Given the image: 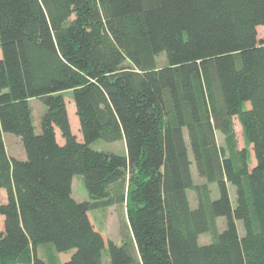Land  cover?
<instances>
[{"label": "trees", "instance_id": "1", "mask_svg": "<svg viewBox=\"0 0 264 264\" xmlns=\"http://www.w3.org/2000/svg\"><path fill=\"white\" fill-rule=\"evenodd\" d=\"M259 27L264 0H0V264H104L90 212L123 203L129 231L108 240L109 264H264ZM35 98L47 108L40 133ZM7 133L25 158L10 156ZM98 140L124 141L126 153L95 150ZM76 175L93 202L73 197Z\"/></svg>", "mask_w": 264, "mask_h": 264}, {"label": "rangeland", "instance_id": "2", "mask_svg": "<svg viewBox=\"0 0 264 264\" xmlns=\"http://www.w3.org/2000/svg\"><path fill=\"white\" fill-rule=\"evenodd\" d=\"M259 37H264V27H259ZM1 58V52H0ZM158 65L163 67L167 63L166 54H162L157 58ZM65 97L68 103L69 117L71 122V127L73 133L78 137L80 141H83V136L81 133L79 118L76 114V106L73 101L72 92H66ZM30 105L33 110L34 116V125L36 127V131L38 133L41 132V119L46 112L47 108L44 103L40 99H31ZM250 105V104H249ZM234 130H235V140H236V149L237 151H241L246 148V141L243 133L242 126L237 118H234ZM217 142L220 146L227 148L225 137L220 132L216 134ZM59 141L62 142L60 133L58 132ZM4 139L6 141L7 149L10 156L23 159L26 154L21 142V139L13 134H5ZM93 149L98 151L112 152L119 155H124L126 153V146L124 141H116V142H107L105 140H98L91 146ZM249 152L251 153V161L253 168L256 165V160L254 156V152L252 147H249ZM193 172L195 176L196 183L200 184L203 182L197 175L196 166L193 165ZM212 189V198L217 199L219 196V191L216 184L211 185ZM90 189L87 187L86 181L83 176L76 175L73 178L72 182V195L78 202H93L91 198ZM230 194L233 206L236 205V188L230 186ZM190 198L192 200L193 206L198 205V198L195 191L190 192ZM6 201V192L3 190L0 193V202ZM91 218L94 221L96 228L104 235L106 241V249L103 253L104 264H109L108 257V240L114 241L116 244H122V235L129 231L128 228V218H127V208L125 203L119 205H113L105 208L95 209L90 212ZM4 217L0 215V233L4 232ZM225 218H219L218 224L221 230L224 229L225 226ZM238 226L241 231V235L243 233L242 223L239 222ZM210 235L203 234L200 237V242L208 243L210 242ZM38 255L46 258L47 253H49L48 247H39L37 251ZM73 251L68 253H62L60 259L62 262H66L72 256Z\"/></svg>", "mask_w": 264, "mask_h": 264}]
</instances>
